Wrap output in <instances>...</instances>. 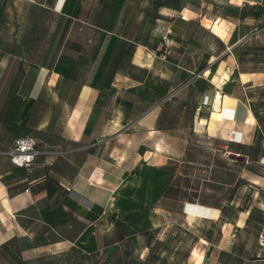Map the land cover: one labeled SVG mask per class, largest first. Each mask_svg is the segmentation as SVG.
Returning a JSON list of instances; mask_svg holds the SVG:
<instances>
[{
    "label": "rangeland",
    "instance_id": "rangeland-1",
    "mask_svg": "<svg viewBox=\"0 0 264 264\" xmlns=\"http://www.w3.org/2000/svg\"><path fill=\"white\" fill-rule=\"evenodd\" d=\"M214 22L221 30L209 28ZM138 48L155 58L144 72L135 66ZM211 59L214 73L232 71L222 93L240 98L241 118L252 114L254 126L231 138L196 130L198 117L210 119L211 102L201 98L212 87L203 74ZM152 62L146 55L143 65ZM42 65L50 68L46 81L54 70L77 86L102 71L108 110L122 104L125 122L184 85L161 104L167 131L158 147L166 160L127 171L108 210L92 211L90 223H76L68 234L70 242L27 264H198L197 250L207 244H223L245 264H264V0H0L7 143L31 134L16 120ZM51 119L62 141L69 118ZM90 121L71 145L95 142ZM248 132V145L240 144Z\"/></svg>",
    "mask_w": 264,
    "mask_h": 264
},
{
    "label": "crops",
    "instance_id": "crops-1",
    "mask_svg": "<svg viewBox=\"0 0 264 264\" xmlns=\"http://www.w3.org/2000/svg\"><path fill=\"white\" fill-rule=\"evenodd\" d=\"M215 24L209 28L221 30ZM243 40L244 37L236 40V44ZM146 55L153 57L151 66L143 65ZM215 60L211 59L203 72L212 87L201 98L203 102H211L209 120L214 126L209 125V120L203 126L226 139L231 138L236 129H250L254 125L250 123L251 113L240 117L242 101L237 96L222 93L220 111H214L220 76L228 71L231 80L232 74L228 67L219 74L214 73L211 68ZM154 61L152 54L137 49L135 66L139 71L151 68ZM45 67L40 66L38 76L30 82L16 120L18 125L31 131V134L22 136L30 135L37 140L41 153L32 167H19L12 162L8 151L17 138L13 143L5 142L4 132L9 123L0 119V260L19 259L25 264L32 261L37 263L45 252L57 249L61 243L70 242L68 234L76 231V223H90L89 214L92 211L101 214L108 210L113 202V194L127 171L150 163H162L168 157L158 147L162 135L167 131L161 125L165 115L161 104L184 84L125 122L122 104L113 113L108 110L107 82L106 77L102 81V71L99 70L97 81L77 86L68 84L54 70L46 81ZM132 77L134 81L142 80L139 75ZM113 84L117 98V77ZM223 84L220 85L221 89ZM40 100H50L51 107H39ZM42 116L68 117L63 128L66 138L61 141L58 134L54 135L52 132L58 131L55 120H45ZM87 121H90L89 125L94 124V130L98 132L95 142L71 145L73 143L69 139L77 138L75 133L81 132ZM250 137L251 132H248L245 141L239 143L248 145ZM191 205L200 206L196 203ZM197 253L200 257L198 264H245L241 258L232 257L223 244L203 245Z\"/></svg>",
    "mask_w": 264,
    "mask_h": 264
},
{
    "label": "built area",
    "instance_id": "built-area-1",
    "mask_svg": "<svg viewBox=\"0 0 264 264\" xmlns=\"http://www.w3.org/2000/svg\"><path fill=\"white\" fill-rule=\"evenodd\" d=\"M37 140L30 135L19 137L8 151L12 162L19 167H32L40 154Z\"/></svg>",
    "mask_w": 264,
    "mask_h": 264
},
{
    "label": "bare ground",
    "instance_id": "bare-ground-1",
    "mask_svg": "<svg viewBox=\"0 0 264 264\" xmlns=\"http://www.w3.org/2000/svg\"><path fill=\"white\" fill-rule=\"evenodd\" d=\"M229 79H230V76H229L228 71L223 72L222 75L220 76L219 82L217 83L218 90L216 92L215 99H214V106H213L214 111H220L221 102L223 98L221 87L219 85H222ZM204 124H207V121L201 117H198L197 128L200 129Z\"/></svg>",
    "mask_w": 264,
    "mask_h": 264
},
{
    "label": "water",
    "instance_id": "water-1",
    "mask_svg": "<svg viewBox=\"0 0 264 264\" xmlns=\"http://www.w3.org/2000/svg\"><path fill=\"white\" fill-rule=\"evenodd\" d=\"M245 39H246V38H245ZM238 44H239V43H238ZM236 45H237V44H236ZM236 45H235V46H236Z\"/></svg>",
    "mask_w": 264,
    "mask_h": 264
}]
</instances>
